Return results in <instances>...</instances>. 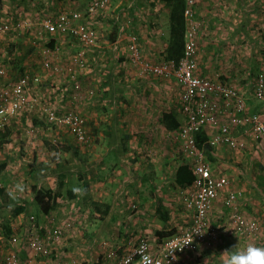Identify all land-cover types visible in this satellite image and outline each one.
Returning a JSON list of instances; mask_svg holds the SVG:
<instances>
[{"label":"rangeland","instance_id":"obj_1","mask_svg":"<svg viewBox=\"0 0 264 264\" xmlns=\"http://www.w3.org/2000/svg\"><path fill=\"white\" fill-rule=\"evenodd\" d=\"M87 1L0 0V27L3 30L0 32V62L8 68L13 79L23 73L35 80L29 86L27 95L30 102L39 104V109L33 108L32 113L21 117L20 123L17 121L12 127L14 139L11 144L15 145L6 158L14 157L13 165L18 167L7 169L9 164L4 162L7 159L1 155H5L9 145L5 149V145L0 144V175H3L2 179L0 176V188L6 195L0 196V236L5 242H8L9 237H15L19 241L18 245L34 241L39 226L46 231L54 230L55 221L52 220L62 216L60 208L66 209L68 211L63 210L61 224L67 225L65 219H68V223L75 227L64 232L57 251L62 246H72V255L76 258L74 264H95L97 260L98 249L94 252L89 247L97 228V223L92 221L96 217L93 214V206L96 204L105 203L110 208H115L110 225L112 231H106L107 235L101 239L112 248L122 246L131 233L143 235L152 245H156L165 233L176 231L181 222L178 218L181 214V202L177 199L174 174L179 163L196 161L186 153L188 138L179 136L182 115L178 98L180 88L175 85L177 82L172 76L163 77L155 72L149 73L148 70L160 68L165 60L166 54L162 53L168 47L169 34L164 33L163 28L159 31L160 23L154 18L161 19L162 15L163 19H168L169 8L160 0H113V7L110 8L114 10L112 15L111 10L107 12L110 0H106L105 7L87 14ZM214 1L221 4L214 7ZM184 3V12H187L184 13V40L187 32L193 28L198 54L212 49V59L208 58V61L212 62V66L222 65L223 68L219 67L225 69L230 76L227 78L229 81H225L222 71L217 72L216 79L201 75L199 70L198 74L237 89L249 112L264 115V97L256 98L249 83L259 75L264 77V0H184ZM72 14L79 17L73 24L84 25L87 22L86 25L95 32L94 46L86 47L69 32L58 36L44 31L45 21L64 23L61 15L71 17ZM152 23H158L159 26L156 35L153 34L156 37L153 38V44L150 38ZM66 26L69 27L70 24ZM115 34L119 38L115 39V50L109 52L105 49L104 42L103 45L99 44V39L109 40ZM224 34L228 39L225 45L220 43ZM51 38L56 39L54 50L48 48L47 43ZM154 48L155 52L152 51ZM114 78H117L120 85L121 92L118 95L122 98L121 104L125 102L128 106L125 100L128 96L141 99L142 102L153 96L163 106L166 104L165 107L156 104L146 108L150 116L147 119L149 122L145 123L150 128H136L145 120L137 122L124 118L119 135L110 131L115 119L113 107L119 101L111 102V93L106 89H109ZM153 101L156 103L155 99ZM216 106L217 118L227 121L229 112L225 103L217 101ZM175 107L178 108V113L175 112ZM44 110L52 112L56 120L49 124V116ZM160 111L173 112L180 122L179 127L167 131L161 122L163 113ZM144 112L139 111L137 117L141 118L140 113ZM22 113V110L18 112ZM58 115L77 117L81 122V136L72 132L69 120ZM36 116L42 121V125L33 123L32 119ZM20 141L24 143L21 149L18 148ZM217 146L223 147L212 146L213 153L210 156L213 161L203 149L200 152L205 161L211 163L217 175L222 172L229 179L228 187L232 189V193H238L235 198L238 200L227 206V189L224 190L223 197L212 208L208 220L216 236L197 253L183 255L180 259L182 264H224L222 253L235 244L264 245V168L259 169L260 164L256 163L255 158L250 164L247 152L244 151L246 149L240 150L239 143L236 150L223 147L218 151ZM244 147L246 148V141ZM26 148L29 150L25 154ZM34 149H44L39 153V165L33 159ZM121 156L128 159L125 161L128 165H139V169L132 172V169L124 167L122 170ZM263 160L261 161L264 163ZM243 161H246V166ZM74 165L80 170L65 180L62 197L57 200L58 208L48 213L53 219L48 215L41 226L38 220L41 213L35 201L36 191L50 190L52 194L56 192L57 178L53 176V172L60 173L63 167ZM9 166L11 167V163ZM13 171H20L18 180L12 175ZM3 172L8 173L1 174ZM130 173L135 177L139 174L140 181L136 183L129 176ZM115 176L122 177L115 179ZM135 190L139 199H134ZM67 191H72L74 199L68 198ZM23 194L30 197L31 201L23 200L20 197ZM7 196L19 199V202L26 205L30 204L32 208L31 214L18 222L17 228L11 231L9 237L5 236L3 225L14 221L8 208L15 204L5 203ZM100 200L102 202H98ZM157 200L166 207L168 220L165 223L156 218ZM71 210L84 212L83 218L71 216L77 219L78 225L67 216ZM102 210L100 207V211ZM235 216H242L246 222L238 226L234 222ZM91 224L93 226L88 228ZM249 226L254 229L241 231ZM3 245L0 246V257L11 249L7 248V243ZM61 251L65 249L62 247ZM78 254L87 258L80 261L83 258ZM23 255L22 257L31 256L29 253ZM56 259L62 258L58 254Z\"/></svg>","mask_w":264,"mask_h":264},{"label":"built area","instance_id":"obj_2","mask_svg":"<svg viewBox=\"0 0 264 264\" xmlns=\"http://www.w3.org/2000/svg\"><path fill=\"white\" fill-rule=\"evenodd\" d=\"M106 4V0H88L87 12L89 14L98 11ZM61 16V21H65L64 23L57 24L51 20L43 23L44 31L47 34L60 36V33L69 32L74 39L76 38L75 40L83 43L86 47L94 46L95 32L86 25L87 22L84 25L82 23L73 24V21L79 18L77 14H72L71 17ZM67 24L70 26H66ZM192 30L187 32L184 40V55L177 64L174 61L163 60L160 68L148 69L149 73L155 72L163 77L172 76L177 82L175 85L180 88L178 98L180 115H182L179 136L188 138L186 153L188 157H194L196 160L191 163L186 162L195 176L193 184L186 188L176 186L177 199L181 202V214L178 216L181 222L172 235L161 238L156 245H152L143 235L131 233L122 246L114 247V249L96 237L89 245L92 251L95 250L94 252L98 249L95 264H182L180 259L183 255L197 253L202 246L209 244L210 239L216 236V232L213 231L211 225L209 226L208 220L212 208L223 197L224 190L227 189L225 196L227 206H230V202L238 200L235 199L238 193H232V189L228 187L229 179L222 172L217 175L212 165L202 157V152L194 145V135L203 132L211 146L223 145L235 150L238 143L240 150L245 149L246 136L251 137L253 143L258 146L264 144V115L249 112L237 89L227 83L201 77L198 74L197 49L194 42V30ZM0 32L3 30L1 29ZM132 49L135 50L133 47ZM133 56L136 58L135 54ZM11 74L13 75V73ZM29 77L20 75L14 77L17 80H11L13 78L8 73V68L0 62V128L22 109L28 110L36 107L39 109V104L30 102L27 95L29 86L35 83V80ZM249 83L255 97L263 99V75H259ZM217 101L225 103L228 108L229 114L227 118L225 117L228 119L227 121L217 118ZM48 111L44 110L45 114L49 116L47 122L50 124L56 120V117ZM58 117L69 120L72 132L81 136L79 135L81 134V122L77 117H72V115H58ZM239 127L243 128L242 132L238 131ZM235 218L234 222L238 226L246 222L242 216H235ZM40 229L39 226L36 240L25 241L20 245H18L19 241L12 237L11 249L0 257V264H36L34 261L36 256L43 258L51 256L55 247L60 246L61 236L66 230L59 228L46 231L43 228L40 231ZM248 229L253 230L254 228L249 226L241 231L247 232ZM15 248L18 250L16 251ZM23 253H29L31 256L22 257Z\"/></svg>","mask_w":264,"mask_h":264},{"label":"crops","instance_id":"obj_3","mask_svg":"<svg viewBox=\"0 0 264 264\" xmlns=\"http://www.w3.org/2000/svg\"><path fill=\"white\" fill-rule=\"evenodd\" d=\"M220 4H221V2L214 1L213 6L216 7V5H220ZM107 6H108L107 12L109 10H111L112 15H113L114 10L113 9H110V8L113 7V0H110L108 2V5ZM160 16H161L160 17L161 19L154 18V20H156V21H158L160 23V28L158 26V23L156 25L154 23H152V25L150 27L151 28L150 29L151 30V36L150 35H148V36H150L151 43L152 44H153V38H156V37L153 36V34L155 33L154 35H156V31L158 30V28H159V31H161V28H163L164 29V33H168L169 34V18L167 19V17H166V18L163 19L162 18V15H160ZM116 38L117 39L119 38L118 34L116 35ZM227 40L228 39H227L226 35L224 34L223 35V39L220 40V43L223 44V45H225L227 43ZM99 42H101V43H99L101 45H103L102 43L104 42L105 43L104 46H106L105 49L108 50L109 52H111L112 50L113 51L115 50V48H113L115 41L114 42H111V41L106 40V39H99ZM106 50H104V51L106 52ZM152 51L155 52V48L152 49ZM211 52H212V49L211 50H208V51L207 50H204L203 52L201 51V52H199V54L197 52V65L199 67L198 70L201 72V75L207 76L209 78L212 77V78L216 79L217 72L218 71H222V72H224V77L226 78L225 81H229L227 78L230 75L226 74V71H224L225 69H222L223 68L222 65H219L222 68L219 67V66H217V65H213L212 66V62H209L208 61V58L209 59H212L210 57ZM165 54H167L166 51H165V53H162V55H165ZM198 56H199V58H198ZM87 72H89V71H87ZM109 86H108L109 89H106V88L105 89L108 90L111 93V96L109 97L110 98V101L111 102H113V101H115V102L119 101L113 107L115 119H113L114 121H113V123L111 125V130L110 131L112 133H115V134L119 135V131H121V129L123 128L122 122H124L126 119H129V120H132V121L135 120L137 122H141V121L145 120L144 123L140 125V127L137 126L136 128H139L140 130H145V129L150 128V126L147 123H145V122H149V121H147V119L150 116V115H148L149 112H146V108H148L149 105L152 106V105H156V104H159V107L163 106L162 103L157 99V97L151 96L150 99H145L142 102L141 99H138L136 97L128 96V97H125L126 98L125 100H127V102H128V106H127V105H125V102L122 103V104L120 103V101H122V98L120 97V95H118L121 91L119 89V86L120 85H119V83L117 81V78H114V81H112L109 84ZM117 88H118V90L116 91ZM148 88H150V87H148ZM149 91H151V93H153L152 92V89H150ZM153 99L156 100V103H154ZM115 102H113V103H115ZM167 102H168V100H167ZM118 103H120V104H118ZM165 105L166 104H164L163 107H165ZM139 111H145L142 114L140 113L141 118H138L137 117ZM160 112H162V111H160ZM175 112L178 113V108L177 107H175ZM162 113H165V112H162ZM166 113H169V112L167 111ZM170 113H173V112H170ZM124 118H125V120H124ZM162 128H164V127H162ZM9 134L10 135L8 136V138H6L7 141L9 140V142H5V143L3 142V143H1V145H5V147H4L5 149H7L8 145H9L8 149L5 151V155L4 154L1 155V156H3L2 158H6L7 157L6 155L8 154L9 150L10 149H13V146L15 145V144H11V141L14 139V135L12 136L13 131L11 133H9ZM245 141H246V148H245L246 150H244V151L247 152V159H248L249 163L251 164V160L255 158L256 163L259 162V164H260V165L257 164V165H259V169L262 168V167L264 168V163L261 161L264 158V144L263 145H260V146L254 144L253 141H252V139H251V137H249V136H246ZM21 143L22 142L20 141V143L18 145V148L19 149H21V148L24 147V143H22V144ZM217 148H215V149H217L219 151L223 147L217 146ZM28 150L29 149H27V148L24 150L25 154L28 152ZM42 151H44V149H34V151H33V153H34L33 154V156H34L33 159L35 158V160H36L35 161V164L36 165H39V163L41 161V157H40V154L39 153H41ZM2 152H4V149H3ZM222 152H224V149H222ZM219 153H217V154L220 155ZM10 154H12V153H10ZM6 159H7V161H4V162H6L9 165L11 163V167L9 165H8V167H10V168L7 167L8 170H11L12 167H18V166H14L13 165V163L15 161V158L14 157H8ZM8 159H9V162H8ZM120 160H121L120 167L122 168V170L125 169V168H127V170H128V168H129L130 170L132 169V172H134V170L137 171V169H139V165L137 166V165H135V163L134 164L129 163V165H128L125 162L126 160H128V159H126V157H122ZM101 161L104 162V159H101ZM122 162H125V163L124 164H121ZM218 162H220V160ZM243 163H244V166H246V161H243ZM223 165L224 164H222V167L224 169H226ZM79 170L80 169L79 168H76L75 165L74 166H68V167L65 166V167H63L62 171H60V173H65V180H66L67 178H69L70 176H72V174L74 172L77 173ZM19 172L20 171H16V172L13 171L12 172V175L14 177H16L17 180L19 179ZM6 173H8V172H3L1 174H6ZM60 173L59 172L58 173L53 172V176H57ZM0 176H1V179H2V176L3 175H0ZM129 176L131 178H134V181H136V183H138L140 181V179H138V177L140 178V175L139 174H138V177L132 176L131 173H130ZM121 177L122 176H115V179H120ZM9 178H11V176ZM261 184H263V183L261 182ZM126 190H127V188H125V191ZM135 193H136V190L134 191V195H133L134 196V199H139V195H137V193L136 194ZM16 196H20V195H16ZM20 197L23 200L27 201V202H30L31 201L30 200V197H26L25 194H23ZM98 202H102V201L100 200ZM102 205H105V203H102ZM107 205H109V204H107ZM114 209L115 208H110V205H109V210H108V213L106 215L101 214L100 212H96L95 210L93 211V214L96 217H93V220L92 221L97 223V225H96L97 228H96V232L94 233L95 236L93 237V240H95L96 237L99 238V239H102L103 237H105L107 235V234H105L106 231L107 232L112 231L110 229V227H111L110 225H111V218H114V215H113L114 214ZM31 210H32L31 205L30 204H27L26 205V211L24 213L16 216V218H13L12 219V220H14V221H11V223H10V226H11L12 230H14V229L17 228L18 222L23 221V218L26 215H30L31 214L30 213ZM59 210L61 212L60 215H62V216H60L58 218L56 217L54 220H52V221H55L53 227H55V229L64 228L63 229L64 231L65 230L71 231L72 228L75 227V226L72 225V224L68 225L69 224L68 223V219H65V222L67 223L68 226L67 225H62L61 224V221H60L61 219H63V214H62L64 212L63 210H66V209L60 208ZM66 211H68V210H66ZM48 215L51 217V214L40 215L39 216L38 220L40 222V225L46 222V217ZM67 216L70 218V220H73L74 222H77L76 225H78L79 222L77 221V219H75V218H73L71 216H77L79 218H83L84 217V212L77 211V210H71L67 214ZM36 218H37V216H36ZM51 219H53V218L51 217ZM91 226H93V224H91L90 226H88V228H90ZM48 227L49 226L46 224V228H48ZM82 229H83V227H82ZM42 230H43V228L41 227L40 231H42ZM5 243L6 242L0 236V246L2 247V245L3 244L5 245ZM62 247L65 249V251H63V252L61 251ZM62 247L60 248V251H57L58 246H56L55 249H54V251L55 252L57 251V253H54L53 256L51 254L52 257L49 256L48 258H43L41 256H36V259L34 258V261L36 262V264H62V263H64V264H74V262H76L75 261L76 258L72 255V253L74 252V251L71 250L72 249V246H67L66 245V247H64V246H62ZM7 248H10V246H8ZM58 254L60 255V257L62 259H60V260H57L56 259L58 257ZM79 257L80 258H83L80 261H82L85 258H87V257H85V256L83 257L81 255H79ZM38 261H39V263H38Z\"/></svg>","mask_w":264,"mask_h":264},{"label":"trees","instance_id":"obj_4","mask_svg":"<svg viewBox=\"0 0 264 264\" xmlns=\"http://www.w3.org/2000/svg\"><path fill=\"white\" fill-rule=\"evenodd\" d=\"M163 2L168 8H169V44L166 49V57L164 59L166 61H174L175 64L178 63V61L183 57L184 55V35H185V3L184 0H160ZM87 5V4H85ZM87 7V6H86ZM88 14V12H87ZM116 39L115 35L109 37V41L114 42ZM56 43L55 38H51L47 44L48 48L50 50H54ZM23 75V73L21 74ZM222 79V77H220ZM13 81L17 80V78L11 79ZM28 94V92H27ZM24 115L23 117H27L26 114L32 113V109H23ZM16 116V115H15ZM33 123L36 125H42V123L39 121V119H32ZM161 122L164 125L165 129L167 131H173L179 127L180 122L177 120V118L172 113H163L161 116ZM44 126V125H43ZM239 132H242L243 129L239 128ZM208 138L203 132H198L194 135V145L199 150H204L206 156L211 159V152L213 151L212 146L208 143ZM5 141L4 137H0V144ZM213 153V152H212ZM213 161V159H211ZM57 184L56 189L57 191L52 194L50 190H37L36 191V204L39 207V211L41 215H47L51 211L56 210L58 208V202L57 200L62 197V189L65 184V173H60L57 176ZM195 180V176L193 174V171L189 164H183L182 162L179 163L175 175H174V183L177 187L180 188H186L193 184ZM66 195L70 199H74V194L72 191H67ZM0 196H6L5 191L0 188ZM7 200L5 203L7 204H15L14 206H11L8 208L10 216L15 218L16 216L24 213L26 211V203L19 202L18 199L12 198L11 196H7ZM100 207L103 208L102 211H100ZM94 210L96 212H100L101 214L106 215L109 210V205H99L96 204L93 206ZM155 215L156 218L161 221L162 223L167 222L168 220V214L166 212V207L164 204L160 201H156L155 205ZM4 233L6 237L11 236L12 228L10 224L6 223L3 225ZM174 233V231L170 233H165L163 236L167 237ZM163 237V238H164ZM10 239L9 237L8 246H10ZM11 247V246H10Z\"/></svg>","mask_w":264,"mask_h":264},{"label":"clouds","instance_id":"obj_5","mask_svg":"<svg viewBox=\"0 0 264 264\" xmlns=\"http://www.w3.org/2000/svg\"><path fill=\"white\" fill-rule=\"evenodd\" d=\"M23 115L24 111L22 114H17L16 116L9 118L6 121L5 125L0 128V137L5 138V141H3L4 143L9 142V140L7 141L6 138H8V136L10 135L9 133L12 132V127L15 126L17 121H19L18 123H20V118L23 117ZM36 118L37 116L34 117V119ZM39 121L42 122L40 119ZM222 255L225 258L224 264H264V245L249 243L245 246H240L238 244H235L229 249L224 250Z\"/></svg>","mask_w":264,"mask_h":264}]
</instances>
